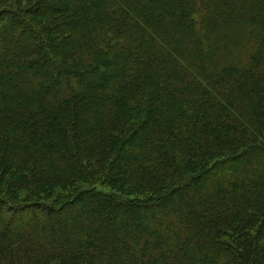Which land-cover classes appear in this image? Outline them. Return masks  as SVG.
Returning a JSON list of instances; mask_svg holds the SVG:
<instances>
[{"label":"trees","instance_id":"16d2710c","mask_svg":"<svg viewBox=\"0 0 264 264\" xmlns=\"http://www.w3.org/2000/svg\"><path fill=\"white\" fill-rule=\"evenodd\" d=\"M8 15L0 264H264V0Z\"/></svg>","mask_w":264,"mask_h":264},{"label":"rangeland","instance_id":"374dc122","mask_svg":"<svg viewBox=\"0 0 264 264\" xmlns=\"http://www.w3.org/2000/svg\"><path fill=\"white\" fill-rule=\"evenodd\" d=\"M15 20H11V17H10V15H8V16H6V18H3L2 20H0V28L3 26V25H7V26H10L11 27V24H13V23H15L14 22ZM2 182H0V186H2ZM5 186V185H4ZM4 188V187H3ZM71 190H72V188L70 187V186H60V185H58V186H55L54 188H52L49 192H48V195H49V198L48 199H58V198H60V197H63V196H67V195H69L70 196V194L72 193L71 192ZM25 193H20V197L19 198H17V199H23V198H25L26 196L24 195ZM88 201H89V199H87ZM87 200H81L82 201V203L80 202V201H77V203L76 204H78V206H80L81 204H83L84 202H86ZM25 203H27L26 201H25ZM101 212H103L104 213V211H101ZM100 212V213H101ZM103 213H101L102 215H103ZM94 214H96V213H94Z\"/></svg>","mask_w":264,"mask_h":264}]
</instances>
